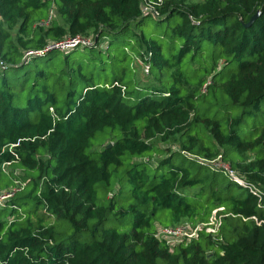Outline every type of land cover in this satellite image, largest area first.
Masks as SVG:
<instances>
[{"label":"trees","instance_id":"1","mask_svg":"<svg viewBox=\"0 0 264 264\" xmlns=\"http://www.w3.org/2000/svg\"><path fill=\"white\" fill-rule=\"evenodd\" d=\"M161 13L159 23L180 19L175 64L134 32L150 18L139 0H0V186H23L3 207L21 212L0 220V264H264V0H167ZM77 36L95 44L24 60ZM192 51L205 65L195 90L179 67ZM136 60L167 88L130 89ZM216 89L200 111L197 100ZM160 215L204 228L171 249L155 238Z\"/></svg>","mask_w":264,"mask_h":264},{"label":"rangeland","instance_id":"2","mask_svg":"<svg viewBox=\"0 0 264 264\" xmlns=\"http://www.w3.org/2000/svg\"><path fill=\"white\" fill-rule=\"evenodd\" d=\"M177 1H182L186 4H191V3H196L200 0H177ZM49 16H51L52 21L56 18L55 9L51 10ZM179 22H180V19L178 17H175L173 19V21H171L170 23H167V22L159 23V20L150 17V18H147L141 26L135 25L133 29H134V32H136L137 34H144L145 36L149 37L150 39L155 40L158 43H160L161 45H163L165 58L167 60H170V61L172 60L175 64V63H177L179 53H180V50H181L182 45L184 43V40L179 38V37H175L173 35L171 27L173 26L175 28L174 23H179ZM37 25H38V23H37ZM13 35H15V32ZM107 46H108V40H103V44L101 45V48L107 50ZM132 46H136L134 41H132ZM117 47H118V45L114 44L112 49L117 50ZM129 51L131 52V49ZM122 54H123V51L120 52L121 56H122ZM88 55H91V54L88 53ZM194 55H195V52L192 51L182 60L181 64H179V67L181 68L182 71H185L187 74L190 73V75L193 77V79H192L193 80V86L191 87L192 90H195V84H196L195 81L205 77V65L199 59L198 55L195 57V59H193ZM134 56H136V55L132 54L131 58H133ZM54 57H55L54 61L56 63H61L63 61V59L65 58V54H63V53L55 54ZM130 65H131V69L133 71L135 70L134 75H132V77L134 78V84H132L130 86V89H133L135 87L145 88L148 86L150 88H152V87L167 88L166 86H164V84H166L169 80L164 82V84L159 83V85H157L158 81L156 80V77L154 76V74L151 76L146 75L144 73V68L141 67V65H139V62L137 60L128 62V66H130ZM176 68H178V67L177 66L173 67L172 71H174ZM102 74L103 73L99 74L98 79H96L97 81H102L100 79V76ZM111 77L112 76H106L105 78H111ZM221 82L222 81H218V83H221ZM173 83H174L173 80H171L170 86ZM80 89H81V87H80ZM216 90H217L216 94L211 93V94H208L206 97H200L197 100V104L200 108V111L205 110V105L207 103L212 104L216 101L215 95H217L218 98L220 97L221 91L219 89H216ZM200 91L198 92V95L204 91V88L203 87L200 88ZM207 93H204V94H207ZM141 96H143V95H141ZM223 108H226V107H222V109ZM221 111L225 115H228L229 118H234L235 116H237L239 114L238 109H226L224 111L223 110H221ZM260 111H264V104H262ZM252 120H253L252 118H247L248 123L252 122ZM109 140L110 139L106 138L105 141H103V142L100 141V142L96 143V145L94 146L95 151L101 150V146L105 145L107 142H109ZM171 146H172L171 144H160V147H162L163 149H167L168 147H171ZM177 148L178 147L175 145H173L171 147L172 150H176ZM255 156H256L255 153L254 154L253 153L248 154V157L251 159L255 158ZM162 157H163L162 155H156L154 160H153V163H155V165H156L157 161H159V159H161ZM233 157L236 158L237 156L233 155ZM148 160L149 159L147 157L146 158H136L133 160V162L141 163L143 161L145 162ZM218 165H221V167L227 166V167L231 168L229 163L228 164L218 163ZM2 169L7 174L15 173L18 176L20 173V170L14 169L12 166L2 165ZM240 178H243V177L240 176ZM10 186L13 187L14 185L13 184L7 185V186H4L3 188L0 186V193H1V191L8 189ZM191 193H193V192L191 191ZM20 212L21 211H18L16 214L12 215L10 208L8 210H4V208L0 206V220L5 221V222H10V221L16 220L17 217L19 216ZM215 217H216V215H215ZM52 221H53V219L49 220L48 222H52ZM155 226L162 228L164 226H173V225H172V221L170 218L160 215V217L155 221ZM61 227H62V229L59 228V230L65 231V227H63V226H61ZM171 243H172V245H176L175 241H172Z\"/></svg>","mask_w":264,"mask_h":264},{"label":"built area","instance_id":"3","mask_svg":"<svg viewBox=\"0 0 264 264\" xmlns=\"http://www.w3.org/2000/svg\"><path fill=\"white\" fill-rule=\"evenodd\" d=\"M141 3V11L142 16L144 17H153L155 19H161L163 18V15L161 13V9L165 5L167 0H139ZM52 22L51 16H49L48 20H43L41 23H38L39 27H48ZM95 44V41L93 38H86L77 36L74 38H67L62 41L52 42L50 43L45 49L43 50H30L24 53V60H30L32 57L35 56H41L44 55L47 52L53 51V50H59L61 52H67L75 48H85L89 47ZM2 67L4 66V63H1ZM145 72H149V67L146 66L144 68ZM209 84V83H208ZM206 87H204L205 89ZM221 163V162H219ZM9 165V163H6L5 166ZM216 166L221 167V165H218V163L215 164ZM226 170V172L230 175L231 179L238 182L241 185L246 186V183L238 173H236L232 168L223 166ZM22 183L16 182L13 187H9L8 189H5L1 191L0 193V206L4 207L7 202H9L14 195L22 189ZM221 221L217 217H213L212 221L209 226H207L206 230L209 233H217V231L220 229ZM204 228V224L200 223L197 225H193L192 223L185 222L176 226H164L162 228L157 227L155 238L159 241H163L167 243L171 249H174L176 246L186 242L189 243L192 240L196 239L198 237V233L200 230ZM172 241L176 242V245H172Z\"/></svg>","mask_w":264,"mask_h":264},{"label":"water","instance_id":"4","mask_svg":"<svg viewBox=\"0 0 264 264\" xmlns=\"http://www.w3.org/2000/svg\"><path fill=\"white\" fill-rule=\"evenodd\" d=\"M259 15H260V12H258L256 15H254L253 17H252V19L249 21V23H247L246 25H245V27H250L253 23H254V21L259 17ZM96 41H97V39H96ZM112 145L110 144V145H108V147L107 148H110Z\"/></svg>","mask_w":264,"mask_h":264}]
</instances>
